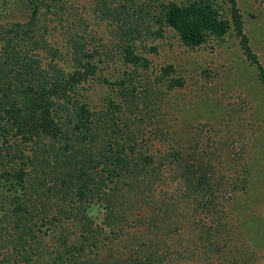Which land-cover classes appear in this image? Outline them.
<instances>
[{"label": "rangeland", "instance_id": "obj_1", "mask_svg": "<svg viewBox=\"0 0 264 264\" xmlns=\"http://www.w3.org/2000/svg\"><path fill=\"white\" fill-rule=\"evenodd\" d=\"M96 1L61 0L62 3H54L58 8L64 5L61 14L41 7L37 16L39 25L36 31L42 41L40 44L61 47L64 55L56 60L67 78L75 71L77 63L72 37L80 42L82 38L89 50H95L94 61L99 64L97 74L84 84L80 83L78 95L72 90L69 93L98 112L99 109L110 111V100L120 104L111 113L123 117L133 129L141 125L139 146L142 142L145 144L137 152L151 154L157 161L174 150L182 151L186 158L193 153L194 160L210 161L212 180H221L213 193L208 192L205 196L199 193L198 198L191 199L185 194L187 188L179 183L180 179L174 178L172 172L173 166L176 169L184 165V159H165L160 191L154 192L150 205H130L123 223H120L124 228L123 235L116 238L114 244L123 249L124 257L130 254V247L134 250L140 248L143 240L144 247L147 250L157 248L158 255L169 253L165 248L169 244L181 252L174 251L171 258L165 253L168 257L158 264H264V82L259 68L264 69V0H236L244 20L243 30L249 37L257 63L248 57L240 37L233 33L223 38L211 35L199 46L191 47L170 25L161 27L158 33L160 25L153 22L150 29L156 32L145 38L136 36L130 25L126 41L137 54L149 59L148 67L125 59L122 54L125 40H121L123 35L119 26L110 17H96L100 14L96 12ZM112 1L113 5L124 2L135 7L144 3L157 14L162 3L184 4L192 0ZM215 1L228 16L231 3L228 0ZM33 6V0H0V30L11 28L10 23H26ZM67 16L71 17L72 23L67 22ZM29 42L26 38L19 47L24 50L30 46ZM45 50L44 47L41 49L43 53L39 52L43 63L51 61V55ZM168 65L173 66V72L166 76L164 70ZM126 71L129 73L128 89L134 87L131 102L120 95L118 86L109 83L120 80ZM22 78L28 83L26 76ZM171 78H182L184 83L169 89L167 82ZM104 119L109 120L110 115ZM160 131L163 136L159 135ZM142 138L145 141H141ZM61 169H57V175ZM10 181L0 180V219H6L0 222V226H7L12 233V236L6 230L0 233H3L0 236V258L6 253L11 261L7 264H36L31 257L30 260L26 257L12 261L13 250L22 245L20 242L25 244L28 252H34V260L40 256V250L34 249L37 244L31 236L25 234L19 239V232L15 231L18 219L12 216L11 206L13 195L20 191L10 193L6 186ZM46 183L49 186L54 181L49 179ZM43 187L41 190L46 189ZM36 189L28 185L24 193H20L24 194L21 196L23 201L27 196L34 197ZM51 194V201H55L56 196L53 192ZM178 194L182 196L175 204ZM210 199L212 203H209ZM164 200L168 204L165 208L168 217L162 222L158 220L160 212L156 206ZM51 203L47 218L56 217L57 225L66 222L69 219L64 210L67 202L57 199ZM93 206L94 220L100 222L104 210L97 201ZM30 207L35 213L41 211L40 204L35 206L37 208H32L31 204ZM55 224L49 222V232L55 229ZM40 225L41 220L33 223L35 229ZM206 230L212 236L205 235ZM45 232V229L37 232L41 239L38 246L48 247L54 243L51 234ZM41 259L42 262L48 261V255L41 254Z\"/></svg>", "mask_w": 264, "mask_h": 264}, {"label": "trees", "instance_id": "obj_2", "mask_svg": "<svg viewBox=\"0 0 264 264\" xmlns=\"http://www.w3.org/2000/svg\"><path fill=\"white\" fill-rule=\"evenodd\" d=\"M51 1L53 2L33 0V11L26 23H10L13 25L11 28L9 26L8 29L0 30V59L4 58L0 60V180L11 179L6 184L10 193L16 190L21 193L28 185L31 188H40L35 190L34 197L25 194L27 198H24V201L21 197L24 194L13 195L11 206L12 216L18 219L15 231L19 232V239L26 234L31 236V240H36L37 246H34V249L40 250V256L34 260V252H28L25 244L20 242L22 245L13 250L12 261L26 257L30 260L31 257V261L36 264L161 263L168 256H174V251L181 252L169 244L165 246L169 253L158 255V249L147 250L143 240L140 248L134 250L130 247V254L124 257L123 249H118L114 244L116 238L123 235L124 228L120 223H123L130 205H150L154 192L160 191L162 187L163 164L167 158L184 159V165L176 169L173 166L172 172L174 178L180 179L179 183L187 188L185 194L191 199L194 196V199L198 198L199 193L201 196L208 192L213 193L221 180H212L213 169L209 165L210 161L197 158L194 160L193 153L186 158L182 151L174 150L166 156L164 154L163 158L157 161L151 154L141 150L137 152L145 144L142 142L139 146L141 125L133 129L123 117L111 113L120 104L110 100V111L99 109L98 112L75 96L79 94L80 83L84 84L90 77H95L99 64L94 61L95 50H89L82 38L80 42L72 37L77 63L75 71L69 73L67 78V74L58 66L56 60V57L64 55L61 47L40 44L42 41L38 38L36 30L41 7H47L49 11L54 10L58 14L64 9V5L60 8L56 5L61 0ZM228 1L231 3L228 16L222 13L221 4L215 0H192L184 4L174 1L162 3L157 14L152 13L150 7L144 3L135 7L124 2L113 5L112 0H97L95 7L96 12H100L96 17H110L118 24V30L123 35L121 40H125L123 48L121 47L122 54H125L124 57L129 62L141 63L145 67L150 65L149 59L129 47L126 37L130 25L136 36L145 38L147 34L156 32L150 29V25L155 22L160 25L158 33L161 27L170 25L179 33L182 41L191 47L199 46L211 35L223 38L233 33L240 37L248 57L257 63V57L249 45V37L243 30L244 20L237 2ZM66 20L69 24L73 22L69 16ZM26 38L30 41V46L23 50L19 45ZM44 47L51 55V61L47 63H43V59L39 58ZM259 68L264 82V69ZM172 72V65H168L164 70L166 76ZM23 76L28 78V83L24 82ZM128 76L126 71L120 80H104L118 86L120 95L131 102L134 87L128 89ZM183 83L182 78H171L167 87L170 89ZM69 90L75 95L70 94ZM108 114L111 123L110 119H104ZM159 135L163 136V132L160 131ZM141 141H145L144 138ZM60 167L63 169L57 175L56 171ZM49 179L54 183L48 186L46 182ZM43 186L46 189L41 190ZM52 192L56 196L55 201H51ZM181 196L176 195V201L173 203H178ZM57 199L67 202L64 210L69 218L59 225L55 224L56 217L47 218L49 209L52 208L51 202H56ZM95 201L104 210L100 222L95 221L93 217ZM209 203H212V199ZM30 204L32 208H37L35 206L40 204V213L31 211ZM167 205L164 200L156 206V210L160 212L158 220L161 219L162 222L168 217L165 214ZM5 220L0 219V222ZM38 220H41V225L35 229L33 223ZM49 222L55 224V229L51 232ZM42 229L46 230L45 234H51L53 237L54 243L51 246H38L41 239L37 232ZM4 230L12 236L7 226H0V233ZM205 235L212 236V233L206 230ZM3 254L5 255L0 258V264L11 263L10 257L6 253ZM41 254L48 255V261L42 262Z\"/></svg>", "mask_w": 264, "mask_h": 264}]
</instances>
